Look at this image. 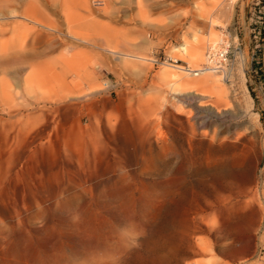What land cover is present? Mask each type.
I'll return each instance as SVG.
<instances>
[{
	"label": "rangeland",
	"instance_id": "374dc122",
	"mask_svg": "<svg viewBox=\"0 0 264 264\" xmlns=\"http://www.w3.org/2000/svg\"><path fill=\"white\" fill-rule=\"evenodd\" d=\"M262 14L0 0V264H264Z\"/></svg>",
	"mask_w": 264,
	"mask_h": 264
},
{
	"label": "bare ground",
	"instance_id": "6f19581e",
	"mask_svg": "<svg viewBox=\"0 0 264 264\" xmlns=\"http://www.w3.org/2000/svg\"><path fill=\"white\" fill-rule=\"evenodd\" d=\"M174 67L177 68V69H179L180 71L181 70H184V72H186V74H192V75H200L201 74L196 79L195 78L194 79H192V78H186L187 75H182L183 79L181 80L180 85H182L185 88H192L193 87V88H196V89H201L202 87L208 85L212 81V79H211V76L212 75L210 74V72L213 70L212 67H206V68L204 67V68H197V69H185V68L179 67V66H174ZM195 71H197V72H195ZM168 78L170 79V82H172L173 84L174 83L176 84V80L179 81L178 80L179 78L177 79V77L175 75H173V74H171V76L169 75ZM153 240H155V239H153ZM161 245L160 246L158 245L156 247H152L151 249H149L147 251L144 250L143 252L138 253V257H141L142 258L143 255H145V257L146 256L149 257V255H152V254L156 253L158 251L159 247L162 248ZM125 264H132V261L127 260L125 262Z\"/></svg>",
	"mask_w": 264,
	"mask_h": 264
},
{
	"label": "trees",
	"instance_id": "16d2710c",
	"mask_svg": "<svg viewBox=\"0 0 264 264\" xmlns=\"http://www.w3.org/2000/svg\"><path fill=\"white\" fill-rule=\"evenodd\" d=\"M262 15H264V14H262Z\"/></svg>",
	"mask_w": 264,
	"mask_h": 264
}]
</instances>
